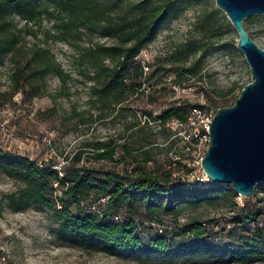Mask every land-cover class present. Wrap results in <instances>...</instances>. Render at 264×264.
Listing matches in <instances>:
<instances>
[{"label": "trees", "instance_id": "1", "mask_svg": "<svg viewBox=\"0 0 264 264\" xmlns=\"http://www.w3.org/2000/svg\"><path fill=\"white\" fill-rule=\"evenodd\" d=\"M185 1L138 0L123 8L124 0H0V57L11 54L12 61L16 62L11 74L13 92L27 86L33 96L44 93L53 99V94L46 87L47 76L55 75L64 84L70 77L47 47L30 49L27 57H20L24 62L17 58L23 29L34 33V26L41 27L46 17L53 21L54 27L53 32L48 31V38L79 39L84 28L98 31L115 42L80 47V74L92 85L89 106L82 110L75 107L71 116L77 118L75 128L105 119L116 105H122L139 91L142 84L139 79L144 76V71L136 56L146 43L155 38L165 20L180 13ZM15 17L24 21L23 27L14 23ZM219 32L215 29L214 34ZM192 53L195 50L187 46L177 51V58L186 59ZM204 56L205 53H200L182 74H195L198 62ZM158 71L157 68L153 70L148 78L156 76ZM182 74L175 82H181ZM195 104L198 103L188 100L170 104L156 118L147 112L143 124L130 107H121L119 114L126 119L124 132H139L150 127V120H158L162 125L171 118L184 120L188 108ZM226 105L224 102L214 110ZM127 111L133 118L127 120ZM132 143L134 141L129 139L118 142L112 137L85 139L71 155L66 156V163L60 167L0 147V173L16 184V189L3 193L1 200L8 208L17 211L32 204L47 207L55 219L58 238L72 241L84 250L105 248L110 252H120L147 249L166 254L189 244L210 245L208 240L218 221L212 218L195 220L179 227L158 228L155 237L143 239L139 234L138 219L152 221L164 213H178L189 200L226 197L233 207L231 221L242 229L233 226L229 230L230 243L224 248V258L217 262L250 264L264 259V219L260 222L264 215L263 205L246 202L238 206L234 200L238 194L232 185L212 182L205 186L195 183L184 185L175 181L172 172L178 167L149 170L145 165L158 152L154 150V142L142 135ZM126 159L131 163L127 169L105 165L107 161ZM257 188L256 185L253 195ZM115 215L118 220H111ZM249 224H256V227L249 231L246 228ZM226 225L230 227V223ZM188 239L191 240L189 244Z\"/></svg>", "mask_w": 264, "mask_h": 264}, {"label": "rangeland", "instance_id": "2", "mask_svg": "<svg viewBox=\"0 0 264 264\" xmlns=\"http://www.w3.org/2000/svg\"><path fill=\"white\" fill-rule=\"evenodd\" d=\"M135 1L138 0H124L121 6L126 8ZM14 23L21 28L24 21L15 17ZM244 25L252 39L264 48V14L248 16L244 19ZM215 29L220 30L218 35L214 34ZM33 30L34 33L22 30L17 58L24 62V58L20 57H27L30 49L47 47L65 71L70 73V77L64 84L55 75L47 76L46 87L53 94V99L44 93L33 96L27 86L13 92L11 74L16 62L12 61L11 54L1 56L0 147L39 162L53 163L55 167L66 163V156L71 155L85 139L112 137L118 142L129 139L135 143L142 135L153 141L154 150L158 151L153 160L145 165L147 169L154 171L168 166L179 167V162L173 163V155L179 151V138L174 137L175 130L168 123L162 125L158 120H150V127L144 130L124 132L126 119L120 116V108L130 107L141 124L145 121V113L150 112L156 118L170 104L185 100L205 102L214 109L224 102L226 106L232 105L241 86L251 80L249 65L236 47L237 32L225 12L216 5L215 0H186L180 13L165 20L155 38L146 43L136 56L144 71V76L139 79L142 81L139 91L122 105H116L105 119L75 128L77 118L71 116L73 109L82 110L89 106L92 85L80 74V47L95 43L108 45L115 40L87 28H84L79 39L48 38V31L53 32L54 27L53 21L46 17L41 27L34 26ZM187 46L195 53L178 60L177 51ZM200 53H205V56L198 62L196 73L183 75L184 68L198 59ZM156 68L159 69L157 75L148 78ZM179 74H182L181 82L177 83L175 81ZM9 93H12L11 97ZM51 107L53 111H50ZM125 114L127 120L133 118L130 111ZM119 154H116V158ZM105 165L119 170L131 167L128 159L107 161ZM257 187L255 195L245 197L238 194L234 199L237 205L248 202L264 207V182L258 183ZM14 189L16 184L0 173V264H239L217 262L224 258V248L230 243L229 230L233 226L237 228L231 221L233 207L226 197L189 200L178 213H164L152 221L138 219L139 234L147 239L155 237L158 228L179 227L195 220L215 218L218 225L213 228L208 246H190L191 240L188 239L189 245L166 254L147 249L110 252L105 248L84 250L72 241L59 239L55 232V219L47 207L32 204L19 211L8 208L1 197ZM263 219L264 215L260 222ZM227 223H230V227ZM255 227L256 224L246 226L249 231ZM250 264H264V259Z\"/></svg>", "mask_w": 264, "mask_h": 264}, {"label": "water", "instance_id": "3", "mask_svg": "<svg viewBox=\"0 0 264 264\" xmlns=\"http://www.w3.org/2000/svg\"><path fill=\"white\" fill-rule=\"evenodd\" d=\"M235 28L236 47L245 57L251 80L232 105L216 109L202 167L214 184H231L251 196L264 182V48L249 35L244 19L264 14V0H215Z\"/></svg>", "mask_w": 264, "mask_h": 264}, {"label": "built area", "instance_id": "4", "mask_svg": "<svg viewBox=\"0 0 264 264\" xmlns=\"http://www.w3.org/2000/svg\"><path fill=\"white\" fill-rule=\"evenodd\" d=\"M215 110L202 102L188 108L184 120L171 118L166 123L174 130V137L179 138V151L173 155V163L179 162L172 176L175 181L190 185H207L210 178L202 167V159L210 144L209 126ZM118 216L111 217L117 221Z\"/></svg>", "mask_w": 264, "mask_h": 264}]
</instances>
